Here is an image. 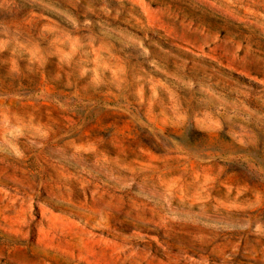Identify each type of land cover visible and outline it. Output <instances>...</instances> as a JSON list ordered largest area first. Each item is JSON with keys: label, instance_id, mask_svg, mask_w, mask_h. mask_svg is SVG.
Here are the masks:
<instances>
[{"label": "rangeland", "instance_id": "obj_1", "mask_svg": "<svg viewBox=\"0 0 264 264\" xmlns=\"http://www.w3.org/2000/svg\"><path fill=\"white\" fill-rule=\"evenodd\" d=\"M0 264H264V0H0Z\"/></svg>", "mask_w": 264, "mask_h": 264}]
</instances>
